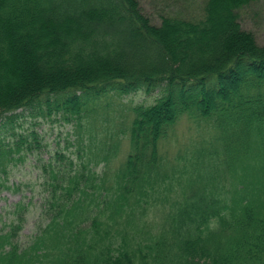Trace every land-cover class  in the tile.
Wrapping results in <instances>:
<instances>
[{
	"label": "trees",
	"instance_id": "16d2710c",
	"mask_svg": "<svg viewBox=\"0 0 264 264\" xmlns=\"http://www.w3.org/2000/svg\"><path fill=\"white\" fill-rule=\"evenodd\" d=\"M259 1L200 0L196 16L153 22L139 0H0V191L31 186L8 173L33 156L44 220L20 244L33 196L15 202L0 264H264V44L240 21ZM141 90L155 97L132 107V150L110 178L35 127ZM187 112L216 135L173 201L182 180L164 173L159 141Z\"/></svg>",
	"mask_w": 264,
	"mask_h": 264
},
{
	"label": "rangeland",
	"instance_id": "374dc122",
	"mask_svg": "<svg viewBox=\"0 0 264 264\" xmlns=\"http://www.w3.org/2000/svg\"><path fill=\"white\" fill-rule=\"evenodd\" d=\"M139 2L142 11L153 22H158L159 15L169 9L187 16L200 14V0H139ZM240 21L243 27L254 33L258 43L264 44V0L254 2L242 9ZM154 97L155 94L148 95L142 90L129 95L107 93L94 99L92 104L89 103L88 110H92L86 117L83 114L80 121L64 118L57 120L55 118L61 116L52 114L49 117L37 118L39 122L35 124V127L43 133L50 150L56 147L60 150L64 148L76 161H83L91 168H95L98 174L110 178L113 171L124 164L127 155L132 150L129 135L134 114L132 107L137 104H149ZM214 135H216V129L206 118L195 117V113L187 112L181 115L169 134L159 141L164 173L170 174L171 177L175 174L182 180L181 186L176 182L173 183V190L169 193L171 200L179 198L181 189L185 188V180L191 177L196 149L205 147ZM104 154L108 156L107 161L100 158ZM42 156L46 158L48 155L43 153ZM173 168H177V172L173 173ZM38 172L35 160L33 156H30L23 163L10 168L8 182L28 181L31 186L22 185L19 189L11 188L0 191V232L7 228L12 218L11 211L14 203L21 198L27 200L29 196H33L26 220L18 234L20 244L27 243L38 225L44 221L38 209L41 201L36 179ZM234 181L235 177L229 176V180L225 181L226 188L231 190V187L236 186ZM163 204L169 208V203ZM160 205L156 206L152 203L147 207V220L151 224L160 220V211L156 210L157 207L161 208L162 205ZM151 232H155V227H152Z\"/></svg>",
	"mask_w": 264,
	"mask_h": 264
}]
</instances>
